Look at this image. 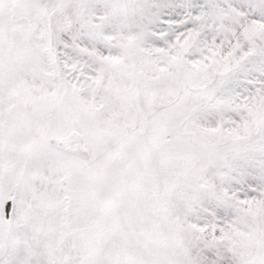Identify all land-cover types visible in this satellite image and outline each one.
Listing matches in <instances>:
<instances>
[{"label": "snow or ice", "instance_id": "6c2138e0", "mask_svg": "<svg viewBox=\"0 0 264 264\" xmlns=\"http://www.w3.org/2000/svg\"><path fill=\"white\" fill-rule=\"evenodd\" d=\"M0 264H264V0H0Z\"/></svg>", "mask_w": 264, "mask_h": 264}]
</instances>
